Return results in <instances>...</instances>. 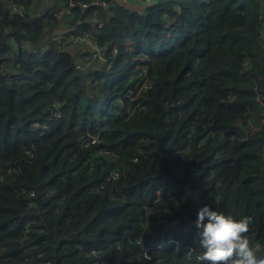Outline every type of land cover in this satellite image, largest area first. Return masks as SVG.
I'll return each mask as SVG.
<instances>
[{
  "label": "trees",
  "instance_id": "trees-1",
  "mask_svg": "<svg viewBox=\"0 0 264 264\" xmlns=\"http://www.w3.org/2000/svg\"><path fill=\"white\" fill-rule=\"evenodd\" d=\"M33 2L0 0V264H201L205 205L264 247V0L75 7L83 83Z\"/></svg>",
  "mask_w": 264,
  "mask_h": 264
},
{
  "label": "clouds",
  "instance_id": "clouds-1",
  "mask_svg": "<svg viewBox=\"0 0 264 264\" xmlns=\"http://www.w3.org/2000/svg\"><path fill=\"white\" fill-rule=\"evenodd\" d=\"M253 218L232 215L203 206L198 210L193 226L203 249L197 260L201 264H264L260 253L264 247L249 238Z\"/></svg>",
  "mask_w": 264,
  "mask_h": 264
},
{
  "label": "built area",
  "instance_id": "built-area-1",
  "mask_svg": "<svg viewBox=\"0 0 264 264\" xmlns=\"http://www.w3.org/2000/svg\"><path fill=\"white\" fill-rule=\"evenodd\" d=\"M12 1V0H11ZM116 0H92L90 2L84 1V0H80V1H73L70 0L68 3H66L65 5H63L61 8L57 9L54 11V15L56 16V18L58 19L59 17L62 16L64 11H71L73 8L75 7H80L82 9H87L90 6H103V7H109L110 4ZM138 1H142L145 2L146 4H151L153 2H155V0H138ZM9 8L13 11H18L20 9H23L24 6L23 5H17L14 2H10L8 3ZM18 8V9H17ZM17 9V10H15ZM102 25V22L99 23V26ZM72 33H65L62 35H55L62 43H64L68 48H72L75 45L79 44V42H81V40L85 37V33L84 34H80V33H76L71 31ZM105 51L98 46V44L96 43L95 47L90 50L85 52L82 57L79 59V61H77L76 63V67L77 68H84L87 69L88 66H90L94 61H106V56H105ZM57 116H60V113H57ZM97 138L93 137L92 138V142H96ZM113 176L117 177L118 174L117 172H113ZM1 181V179H0ZM33 228L31 227L30 230H32ZM145 251L147 249H144ZM41 264H43L41 262Z\"/></svg>",
  "mask_w": 264,
  "mask_h": 264
},
{
  "label": "crops",
  "instance_id": "crops-1",
  "mask_svg": "<svg viewBox=\"0 0 264 264\" xmlns=\"http://www.w3.org/2000/svg\"><path fill=\"white\" fill-rule=\"evenodd\" d=\"M1 1L7 2L11 0H1ZM116 1H120L122 4L128 7H131V8H135V9H143L144 5L146 4L145 2L138 1V0H116ZM65 4L66 2H63L61 0H34L33 4L30 7H28V11L31 14L32 13L41 14L47 10L55 11L61 8ZM98 16H99V13H97V17ZM74 17H75L74 12L72 13L70 11H64L62 16L59 17L57 21H54L51 24L52 33H54V31L66 30L72 27H74V30H72L73 32L79 33L80 31L79 25L81 24V21L78 20L75 24H73V22L71 23ZM90 20H94V18H91ZM84 33H85V37L81 40V42H79V44L71 48V49L75 48L74 52H77L79 54H84L85 52L92 50L97 43L96 40L90 34H88V32H84ZM84 33H80V34H84ZM97 61H94L93 64H95Z\"/></svg>",
  "mask_w": 264,
  "mask_h": 264
},
{
  "label": "water",
  "instance_id": "water-1",
  "mask_svg": "<svg viewBox=\"0 0 264 264\" xmlns=\"http://www.w3.org/2000/svg\"><path fill=\"white\" fill-rule=\"evenodd\" d=\"M72 30H74V27L69 28V29H66V30L54 31L53 35H62V34H65V33H67V32H70V31H72ZM86 73H87V70H86V69H84V68H77V70H76V75H77L78 77H80V79H81V83L84 82L85 77H86Z\"/></svg>",
  "mask_w": 264,
  "mask_h": 264
},
{
  "label": "rangeland",
  "instance_id": "rangeland-1",
  "mask_svg": "<svg viewBox=\"0 0 264 264\" xmlns=\"http://www.w3.org/2000/svg\"><path fill=\"white\" fill-rule=\"evenodd\" d=\"M10 8H11V7H10ZM17 9H18V8H17ZM17 9H15V10H17ZM19 11H23V10L20 9V10H18V11H13V13H16V12H19Z\"/></svg>",
  "mask_w": 264,
  "mask_h": 264
}]
</instances>
